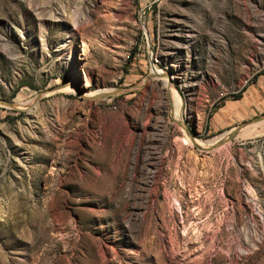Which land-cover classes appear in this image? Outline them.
<instances>
[{
	"label": "rangeland",
	"instance_id": "rangeland-1",
	"mask_svg": "<svg viewBox=\"0 0 264 264\" xmlns=\"http://www.w3.org/2000/svg\"><path fill=\"white\" fill-rule=\"evenodd\" d=\"M263 70L264 0H0V264H264V122L189 138Z\"/></svg>",
	"mask_w": 264,
	"mask_h": 264
},
{
	"label": "crops",
	"instance_id": "crops-1",
	"mask_svg": "<svg viewBox=\"0 0 264 264\" xmlns=\"http://www.w3.org/2000/svg\"><path fill=\"white\" fill-rule=\"evenodd\" d=\"M237 89L239 94L232 95L230 98H225V93H220V96L217 97L221 99L222 103L215 107L210 116L208 121L209 130L218 131L232 125L235 119L245 115L246 106L255 101L264 107V70L256 75L246 89L241 87Z\"/></svg>",
	"mask_w": 264,
	"mask_h": 264
},
{
	"label": "bare ground",
	"instance_id": "bare-ground-1",
	"mask_svg": "<svg viewBox=\"0 0 264 264\" xmlns=\"http://www.w3.org/2000/svg\"><path fill=\"white\" fill-rule=\"evenodd\" d=\"M74 22V24H75V26H78V22L76 23V21L74 20L73 21ZM154 72H157V73H164V72H162V71H154ZM165 74V73H164ZM168 76V75H167ZM168 78H169V80H170V82H171V79H173V77H170V76H168ZM170 82H167V85L170 87L171 86V83ZM61 92H71V91H73V88H71V87H69V86H66L64 89H61L60 90ZM172 91V90H171ZM98 94H100V93H91V94H86V95H84L86 98L87 97H92V96H94V95H98ZM96 97V96H95ZM172 97H173V100H172V102H173V105H174V112H175V120L176 121H178L180 124L182 123V111H183V109H182V105H183V101H182V99H180V97L178 96V94H173V92H172ZM93 98V97H92ZM260 122H264V119H262V120H260V121H257V122H253V123H251V124H248V125H244V126H242L241 128H240V132H242L243 130H245L246 128H248V127H251V126H253V124H255V123H260ZM185 134V133H184ZM227 134L225 133L222 137H220L217 141H213V142H210V143H205V142H202L201 140H198L197 138H193V137H189L190 138V140H191V142L193 143V144H195V146H197L198 148H205V149H207V148H211V147H214V146H217V143L219 142V141H222L223 139H225V136H226ZM189 136V135H188ZM196 139V140H195ZM125 142V141H124ZM184 142L185 143H187V144H190V142H189V140L188 139H185L184 140ZM70 143V142H69ZM71 143H72V141H71ZM70 143V144H71ZM72 145V144H71ZM210 146V147H209Z\"/></svg>",
	"mask_w": 264,
	"mask_h": 264
},
{
	"label": "water",
	"instance_id": "water-1",
	"mask_svg": "<svg viewBox=\"0 0 264 264\" xmlns=\"http://www.w3.org/2000/svg\"><path fill=\"white\" fill-rule=\"evenodd\" d=\"M264 119V115H261V116H258V117H255L254 120L255 121H260ZM242 127V123L241 124H238L236 125L234 128H232L231 130H229V132L227 133V136L225 137V139H223L222 141H219L217 143V145L221 144L224 140H229L231 139L238 130H240V128Z\"/></svg>",
	"mask_w": 264,
	"mask_h": 264
},
{
	"label": "built area",
	"instance_id": "built-area-1",
	"mask_svg": "<svg viewBox=\"0 0 264 264\" xmlns=\"http://www.w3.org/2000/svg\"><path fill=\"white\" fill-rule=\"evenodd\" d=\"M171 77H173V79H172V80H175L173 75H172Z\"/></svg>",
	"mask_w": 264,
	"mask_h": 264
}]
</instances>
